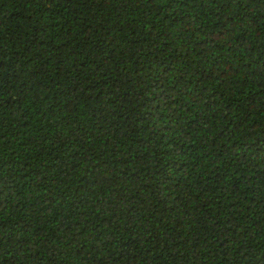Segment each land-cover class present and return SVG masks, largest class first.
Instances as JSON below:
<instances>
[{"label": "trees", "instance_id": "1", "mask_svg": "<svg viewBox=\"0 0 264 264\" xmlns=\"http://www.w3.org/2000/svg\"><path fill=\"white\" fill-rule=\"evenodd\" d=\"M0 264H264V0H0Z\"/></svg>", "mask_w": 264, "mask_h": 264}]
</instances>
